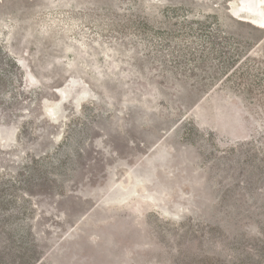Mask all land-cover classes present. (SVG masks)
Wrapping results in <instances>:
<instances>
[{
  "label": "rangeland",
  "instance_id": "1",
  "mask_svg": "<svg viewBox=\"0 0 264 264\" xmlns=\"http://www.w3.org/2000/svg\"><path fill=\"white\" fill-rule=\"evenodd\" d=\"M234 1L0 0V264H264V24Z\"/></svg>",
  "mask_w": 264,
  "mask_h": 264
},
{
  "label": "bare ground",
  "instance_id": "2",
  "mask_svg": "<svg viewBox=\"0 0 264 264\" xmlns=\"http://www.w3.org/2000/svg\"><path fill=\"white\" fill-rule=\"evenodd\" d=\"M237 5V7L243 6L251 9L243 11L249 15L256 16L257 19H261L264 24V0H238Z\"/></svg>",
  "mask_w": 264,
  "mask_h": 264
},
{
  "label": "water",
  "instance_id": "3",
  "mask_svg": "<svg viewBox=\"0 0 264 264\" xmlns=\"http://www.w3.org/2000/svg\"><path fill=\"white\" fill-rule=\"evenodd\" d=\"M235 2H236V1H234V3H232L231 6L229 7V12L232 13L233 16H235L234 13H233L234 11L240 13V12L243 11V10H251V9H249V8H247V7H243V6H239V7H237V6H232V5L235 4ZM232 10H234V11H232ZM127 142L130 143V144L133 143V141H131L130 139H127Z\"/></svg>",
  "mask_w": 264,
  "mask_h": 264
}]
</instances>
